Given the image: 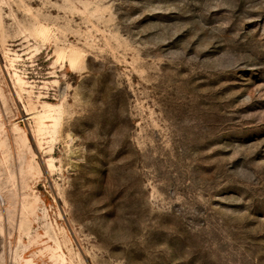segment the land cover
Segmentation results:
<instances>
[{"label":"rangeland","instance_id":"374dc122","mask_svg":"<svg viewBox=\"0 0 264 264\" xmlns=\"http://www.w3.org/2000/svg\"><path fill=\"white\" fill-rule=\"evenodd\" d=\"M0 264H264V0H0Z\"/></svg>","mask_w":264,"mask_h":264}]
</instances>
